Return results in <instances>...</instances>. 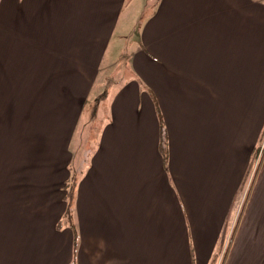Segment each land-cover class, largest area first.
Returning a JSON list of instances; mask_svg holds the SVG:
<instances>
[{
    "label": "crops",
    "instance_id": "1",
    "mask_svg": "<svg viewBox=\"0 0 264 264\" xmlns=\"http://www.w3.org/2000/svg\"><path fill=\"white\" fill-rule=\"evenodd\" d=\"M123 1L0 0V264H264V0H154L57 223Z\"/></svg>",
    "mask_w": 264,
    "mask_h": 264
},
{
    "label": "rangeland",
    "instance_id": "2",
    "mask_svg": "<svg viewBox=\"0 0 264 264\" xmlns=\"http://www.w3.org/2000/svg\"><path fill=\"white\" fill-rule=\"evenodd\" d=\"M153 2L154 0H124L123 7L119 12L118 17L115 19V21L114 19H111L112 22L116 23L114 27L109 28V41H107L106 46H104L103 56L101 58L103 63L99 67L97 66L96 70L99 71L97 72V77L92 83L87 94H85L82 98V114L76 124L77 128L73 130L71 139L69 141V152L66 153L67 160L62 164V169H64L66 174V180L62 181L60 179L59 182L58 180L56 181L58 182V186L62 187L65 190L66 198L69 202V204H67L65 215L63 216L64 219H59L57 221V223L59 222V224L67 223L71 226L73 225L74 214L71 205L73 202L74 181L76 178L78 180V170L80 168L82 169L86 167L89 160L90 151L93 150L96 146V144H92L95 141V134L97 129L95 123H98L100 120H102V112L100 109L101 104H97V101L101 98L105 86L107 87L108 84L109 86H113L115 85V83H120L129 75V69L127 71V69H124V66L121 67V64L123 62V64L125 65V63L128 62L125 56L138 43L137 35L139 24L145 14H147L152 9ZM100 45L101 42L99 46ZM107 65H109V67ZM104 67L106 68V70H102V68ZM112 81L114 83H111ZM88 84L89 83H86V85ZM102 87L103 89H101ZM102 99L103 98H101V102ZM86 120L88 122H86ZM259 139H261L260 136ZM259 139L254 152L253 160L251 162L253 170L256 169V167H254L253 165V162L259 161L263 154H261L258 160L259 148L257 147L259 145ZM253 176V173L249 174L248 183L242 192V196L246 195L248 184H250L249 182H251ZM241 207L242 205L241 203H239L237 207L238 213ZM4 220H7V218H5ZM222 250L218 252L215 251L213 257H211L209 264H217L218 262H222L225 252Z\"/></svg>",
    "mask_w": 264,
    "mask_h": 264
},
{
    "label": "built area",
    "instance_id": "3",
    "mask_svg": "<svg viewBox=\"0 0 264 264\" xmlns=\"http://www.w3.org/2000/svg\"><path fill=\"white\" fill-rule=\"evenodd\" d=\"M260 137H261V139H259V145L257 147V148H259V151L257 150L259 152L258 160H259L261 154L263 153V149H264V127H263V130L261 131ZM257 163H258V161L253 162L254 167H256ZM252 172H253V167L251 169V173ZM217 264H219V262Z\"/></svg>",
    "mask_w": 264,
    "mask_h": 264
},
{
    "label": "trees",
    "instance_id": "4",
    "mask_svg": "<svg viewBox=\"0 0 264 264\" xmlns=\"http://www.w3.org/2000/svg\"><path fill=\"white\" fill-rule=\"evenodd\" d=\"M102 98V97H101ZM101 98L100 99H98V101H97V104L100 102V100H101ZM84 110V109H83ZM86 122H88L87 120H86ZM85 123V122H84ZM93 144V143H92ZM93 148V147H92ZM254 152H255V150H254ZM253 152V153H254ZM82 162V161H81ZM259 165V164H258ZM231 235H232V233H231ZM231 235H230V237H229V241H230V238H231ZM230 243V242H229ZM227 248V247H226Z\"/></svg>",
    "mask_w": 264,
    "mask_h": 264
}]
</instances>
